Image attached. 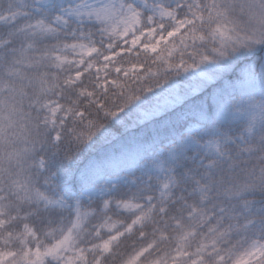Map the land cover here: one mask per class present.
Instances as JSON below:
<instances>
[{
  "label": "snow or ice",
  "instance_id": "6c2138e0",
  "mask_svg": "<svg viewBox=\"0 0 264 264\" xmlns=\"http://www.w3.org/2000/svg\"><path fill=\"white\" fill-rule=\"evenodd\" d=\"M0 264H264V0H0Z\"/></svg>",
  "mask_w": 264,
  "mask_h": 264
}]
</instances>
